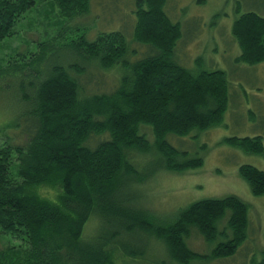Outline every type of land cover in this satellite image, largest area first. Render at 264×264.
I'll return each mask as SVG.
<instances>
[{
	"label": "trees",
	"instance_id": "trees-1",
	"mask_svg": "<svg viewBox=\"0 0 264 264\" xmlns=\"http://www.w3.org/2000/svg\"><path fill=\"white\" fill-rule=\"evenodd\" d=\"M44 1L76 23L93 0ZM166 2L133 1L132 41L153 50L141 58L127 59L123 32L99 31L91 40L86 29L58 49V36L38 40L37 51L0 65L1 93L12 79H27V88L17 92L21 118L1 111L8 118L0 126V237L9 243L0 249V264H141L149 261L141 259L153 251L152 239L171 262L206 263L233 256L246 240L248 205L236 196L192 202L168 220L143 203L141 186L152 174L203 165L200 156L179 151L167 137L220 125L230 97L224 71L194 73L175 60L182 32L167 15ZM34 5L0 0V42ZM232 35L241 49L236 63L264 62V17L240 14ZM224 142L264 159L260 136ZM133 155L144 161L134 162ZM238 174L253 196H264V171L243 164ZM222 221L228 232L219 231ZM192 230L215 243L208 254L188 247ZM250 264H264V251Z\"/></svg>",
	"mask_w": 264,
	"mask_h": 264
},
{
	"label": "rangeland",
	"instance_id": "rangeland-1",
	"mask_svg": "<svg viewBox=\"0 0 264 264\" xmlns=\"http://www.w3.org/2000/svg\"><path fill=\"white\" fill-rule=\"evenodd\" d=\"M133 1H91L88 13L76 18V23L81 27L77 30L75 22L60 16L55 4L35 0L34 7L17 21L13 34L0 42V65L5 66L12 59L37 51L35 42L38 40L42 42L58 36L54 46V49H58L63 43L76 39L86 29L87 37L91 40L99 31L123 32L129 42V61L152 53L149 47L132 41L135 22ZM165 11L172 21L181 26L182 37L174 50L175 60L194 73L212 69L224 71L230 97L220 125L201 133L192 132L185 137H167L179 151H185L189 156H200L203 165L181 174L166 171L152 174L141 186L143 203L157 216L168 220L180 209L201 199L238 197L248 205L249 224L244 243L231 257L193 264H250L253 259L259 260L264 251V196L255 197L250 193L238 169L247 164L264 171V159L246 154L225 143L224 139L260 136L264 144V62L255 66L236 63L241 49L232 35L233 22L240 14L253 11L264 17V0H167ZM56 52L60 51L54 50V54ZM89 70L94 71L92 68ZM94 72L102 74L99 69ZM116 74L117 69H114L105 76L110 80ZM20 81L21 78L12 79L6 84L8 88L0 92V126L8 118L1 112L3 107L13 113L11 120L21 118L19 114L23 107L18 102L17 92L21 87L27 88V79L23 78L22 83ZM85 91L91 92L90 87L86 85ZM98 91L101 93L102 90ZM143 131L151 138L149 128L145 127ZM94 142L95 138L91 140V143ZM135 156H132L134 162L144 161V157ZM225 225V221H222L218 226L219 231L226 230ZM150 241L153 251H147V256L141 261H149L141 264H149L151 260L163 264V259L165 264H176L165 256L157 240ZM8 243L7 237H0V249ZM187 245L196 253L208 254L215 243L205 242L197 231L192 230Z\"/></svg>",
	"mask_w": 264,
	"mask_h": 264
}]
</instances>
